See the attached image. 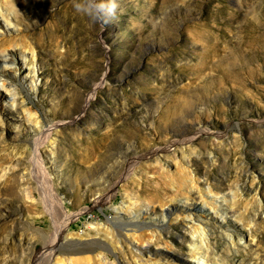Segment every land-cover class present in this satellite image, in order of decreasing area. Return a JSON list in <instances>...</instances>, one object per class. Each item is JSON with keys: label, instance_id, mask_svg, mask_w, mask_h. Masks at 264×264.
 Wrapping results in <instances>:
<instances>
[{"label": "rangeland", "instance_id": "374dc122", "mask_svg": "<svg viewBox=\"0 0 264 264\" xmlns=\"http://www.w3.org/2000/svg\"><path fill=\"white\" fill-rule=\"evenodd\" d=\"M0 3L25 76L0 99V264H201L187 213L211 264H264V0Z\"/></svg>", "mask_w": 264, "mask_h": 264}, {"label": "bare ground", "instance_id": "6f19581e", "mask_svg": "<svg viewBox=\"0 0 264 264\" xmlns=\"http://www.w3.org/2000/svg\"><path fill=\"white\" fill-rule=\"evenodd\" d=\"M9 15H11L10 12H7L5 7H3V5L0 3V30L2 31L1 34H4V33L7 34V32L11 31L10 26H7V21L10 22ZM1 18L5 19V20L1 22ZM1 54L2 55H0V91L2 90L3 93L0 92V99L8 100L13 106H16V105H19V102H18V98L16 97V92L14 90V87L10 83V81H7L3 77H4V74H10L12 76H20V77H22V79L25 78V76H22V74H21L22 73L21 72L22 67H21V64H17L16 63V58H15L14 52L5 50V53H2V51H1ZM30 73L32 74L33 70H32V68L29 67L27 74H30ZM0 122H1V120H0ZM174 143H176V142H174ZM208 187L205 188L206 189V191H205L206 193H204V194L202 193L200 195L199 194L200 190L197 189V186L189 185V188H190L191 191H186L187 193L185 192L184 195L181 194L182 195L181 198L184 199V200H187V199L190 200V197H188V196L191 194L190 192L195 190L198 193L199 200L203 201L202 202L203 204H206L205 198H207V197L211 198V199L213 198L211 196V194H210L211 192H210ZM27 198H30V197H27ZM173 200H175V199H173ZM58 205L60 206V208L63 209V206L60 204V202L58 203ZM183 208L187 209L188 207L184 206ZM199 209L203 211L202 212L203 215L207 213L206 214L207 218H211V217H213V215H215V217L217 216L221 220V219H223L225 217V214H226V213L222 212L221 210H219V208L216 207V204H214V203H209V207H207V208H204L203 205L202 206H197L196 207V211L199 210ZM120 211H122V209ZM85 212H87V209L79 212V214L85 213ZM124 212L131 213L132 211H124ZM134 214H136V211H134ZM148 214H149V212H148ZM186 216L187 217L188 216L191 217V220L189 222H195V223H191V224L189 223V225H192L191 229L189 231V233L191 234V237H190V242H189V245H188V251H189V253H191L190 256L193 259H195L196 262H200L201 264H211V262L207 259V256H206L207 244H206V240L204 238V235L206 234V233H204V231H205V223H207L208 221L204 222V224H201L200 222H197V220H199L201 218L203 219L202 215H199V214L192 215L190 213H187ZM131 236L133 238H136V239L138 237L142 238V240H144L145 242H152L154 240H160V238H159L160 235L156 231H150V232H147V233L146 232H144V233L141 232L140 234H135V231H134V233H131ZM225 236L228 237V239H230L231 241L234 240L233 239V235H231V234H225ZM145 237H147V238H145ZM239 240L241 242H243V243L246 242L243 239H239ZM165 243H166V241H165ZM56 252L57 251H54V254ZM73 252H74L73 250L69 251V253H73ZM56 259H57V257H56ZM73 260H74V258H73ZM73 260L71 258H66V261H68V264H75V263H72ZM59 261H61V260H59ZM212 264H213V262H212ZM214 264H222V263H220V261L217 260Z\"/></svg>", "mask_w": 264, "mask_h": 264}, {"label": "clouds", "instance_id": "9594fccd", "mask_svg": "<svg viewBox=\"0 0 264 264\" xmlns=\"http://www.w3.org/2000/svg\"><path fill=\"white\" fill-rule=\"evenodd\" d=\"M76 12L85 15L91 23H106L115 17L116 0H74Z\"/></svg>", "mask_w": 264, "mask_h": 264}]
</instances>
